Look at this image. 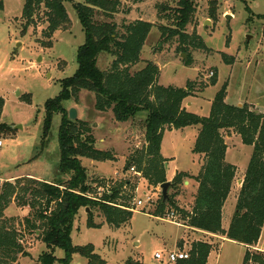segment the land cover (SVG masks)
I'll use <instances>...</instances> for the list:
<instances>
[{"label": "rangeland", "instance_id": "rangeland-1", "mask_svg": "<svg viewBox=\"0 0 264 264\" xmlns=\"http://www.w3.org/2000/svg\"><path fill=\"white\" fill-rule=\"evenodd\" d=\"M119 1L121 6L113 22L121 26L144 21L154 26L144 45L141 61L131 73L152 62L160 71L156 86L186 88L189 81L193 82L195 91L183 107L191 103L187 107L189 111L201 117L210 115L214 99L225 85L226 103L234 106L247 104L253 111L264 114V0H198L196 15L186 31L190 39L188 45L183 46L187 51L181 48L178 39L162 38L159 30L160 27L171 26L165 17L173 15L177 0ZM3 2L4 9L0 12V97L4 99L1 122L7 124L12 132L0 135L3 142L0 177L24 178L31 175L46 182L66 181L71 173L61 174L59 169L62 115H54L51 128L45 135V105L60 95L61 82L72 77L78 69V50L85 44L86 35L74 4L82 0L65 4L71 21L70 29L58 31L50 39L45 35L48 23L44 8L36 12L33 26L23 33L27 25V20L22 17L26 0ZM165 6L171 9L163 12ZM247 7L251 12L246 10ZM98 20L102 21L101 18ZM47 44L50 47H45ZM183 55H186L185 59ZM112 61V56L102 54L98 68L106 71ZM188 61L189 66L186 65ZM215 74L218 75L217 84L210 86ZM96 103L95 94L88 91H82L64 103L68 114L70 109H75L76 120L89 126L95 148L112 156L111 160L103 161L82 159V166L88 170L91 182L96 183L93 182L95 186L91 196L99 199L118 183L130 181L131 186L123 190L119 203L130 207L133 216L129 224L116 228L105 221L98 209H94V222L99 227L93 228L88 224L91 211L87 213V209H81L73 225L72 244L92 245L105 264H171L166 261L167 252L176 249L175 244L181 238L189 239L186 237L188 231L171 222L167 215L174 211L178 217L176 222L186 223L169 205H166L164 216L155 217L154 212L162 196L160 186L151 187L143 176L125 170L127 162L147 146V112L120 123L112 110L98 111ZM199 129L192 126L165 132L163 154L169 158L166 168L168 181H172L176 171L191 172L195 176L200 172L203 157L193 152ZM224 136L228 145L227 162L238 167L239 175L245 174L253 147L245 145L233 132ZM43 140L47 144L44 150L41 149ZM237 178L241 177H236L233 184L236 198L242 187ZM185 182L180 185L177 195L172 189L168 194L176 196L174 202L177 207L191 212L194 181L186 179ZM234 197L230 198L226 209L225 225L231 210L233 215L236 211ZM140 200L146 204V210L137 206ZM4 214L8 219H16L19 227V223L34 212L14 202ZM22 242L29 256L20 257L18 264H36L39 256L48 251L36 236L26 235ZM219 246L220 243L213 245L215 250H219ZM189 250L183 248V251ZM157 253L164 255L163 262L155 259ZM54 255L57 258L55 264H60L59 260L65 258L66 252L56 248ZM221 257L220 264H242L243 248L228 245ZM71 264H88V259L74 254Z\"/></svg>", "mask_w": 264, "mask_h": 264}, {"label": "trees", "instance_id": "trees-1", "mask_svg": "<svg viewBox=\"0 0 264 264\" xmlns=\"http://www.w3.org/2000/svg\"><path fill=\"white\" fill-rule=\"evenodd\" d=\"M69 2L73 0H26L22 17L27 20V25L23 33L33 26L36 12L43 8L48 23L46 37L50 39L58 31L69 30L71 21L65 6ZM197 2L177 0L173 15L165 17L171 26L159 28L162 38L178 39L184 51L188 50L183 45H188L190 39L186 31L196 15ZM120 6L119 0H82L74 4L86 42L78 50L76 73L61 82L60 95L45 105V135L51 128L54 115H62L59 169L61 174L71 173V177L57 182L31 177L13 182H2L0 179V264H18L20 257L29 256L22 242L26 235L36 236L48 249L39 256L36 264H55L56 248L66 252L65 258L59 260L60 264H71L74 254L87 258L88 264H105L92 245L72 244L71 233L80 210L91 211L88 224L93 228L99 227L94 222V209H98L112 227L120 228L132 219L130 207L119 203L123 190L131 186L130 181L118 183L99 199L91 196L96 183L91 182L88 170L82 166V159L103 161L111 160L112 156L95 148L91 129L84 121L69 119L64 103L82 91L95 94L96 109L101 112L112 110L120 123L129 122L138 114L147 112V146L127 162L125 170L129 172L134 168L151 187L157 188L168 181V160L161 153L165 132L198 126L200 129L193 152L203 157L201 170L197 176L179 172L171 181V189L176 195L186 179L198 184L192 211L177 207L175 195H169L166 201L161 196L154 216H164L166 205H169L179 212L185 225L190 228L245 246L254 247L259 242L264 227V114L253 111L247 104L234 106L226 103L225 85L215 97L210 115L201 117L183 107L184 102L193 96L196 87L193 82L189 81L186 88L156 86L160 71L152 62H147L144 69L131 73L132 68L141 61L144 45L154 26L144 21L119 26L113 19L119 13ZM3 9L4 2L0 0V12ZM170 9L165 6L163 12ZM246 10L251 12L249 7ZM100 18L102 21L98 20ZM102 54L113 57L106 71L98 68ZM186 65L189 66L190 62H186ZM217 81L218 75L215 74L210 86L216 85ZM3 107L4 99L0 97L2 136L12 132L7 124L1 122ZM231 132L240 136L245 145L252 146L253 153L237 197L236 211L229 228L225 230L223 210L238 171L237 166L226 159L228 145L224 135ZM45 148L47 144L43 140L41 149ZM14 202L34 212L31 217L21 221L19 227L16 226V219H8L4 214ZM212 250L213 246L208 242H194L189 250V259L176 264H207ZM243 264H264V255L247 250Z\"/></svg>", "mask_w": 264, "mask_h": 264}, {"label": "crops", "instance_id": "crops-1", "mask_svg": "<svg viewBox=\"0 0 264 264\" xmlns=\"http://www.w3.org/2000/svg\"><path fill=\"white\" fill-rule=\"evenodd\" d=\"M191 106V103H188L187 107H190ZM187 110L189 111V109L187 108ZM190 112V111H189ZM164 139V138H163ZM164 141V140H163ZM3 147V146H2ZM161 153L163 155V157L165 159H169L168 157H166L164 154H163V142H162V146H161ZM238 168V167H237ZM179 171H176V173H174L173 177H172V180L173 178L175 177V175L178 173ZM185 173H188L186 171H183ZM239 172V169L237 171V176L236 177H241V178H237V181H238V184H240V181H244V177H245V174H242V175H239L238 174ZM189 174L191 175H194L192 174L191 172H189ZM195 176V175H194ZM26 177H31V178H34V179H37V180H40V181H45L41 178H38V177H33L31 175H28ZM23 178V177H21ZM25 178V177H24ZM1 181L2 182H13L17 179H19L18 177H10L8 179H3L2 177H0ZM185 184H189V182H185ZM243 184V183H242ZM241 184V185H242ZM193 188V192H194V196L198 190V184L194 182V186L192 187ZM234 193V194H233ZM235 196V207H236V202H237V194L235 193V186L233 187V190L225 204V207H224V210H223V228L225 230H227L230 226V223H231V220H232V217H233V210H231L230 212V217L228 218L227 220V223L225 225V215H226V209H227V206H228V203L230 201V198ZM194 198V197H193ZM179 226H182L187 232L188 236V239L189 241L186 240V238H181L180 240L177 241V243L175 244L176 246V249H174L173 251H178V250H183L184 249H191L192 248V245L194 242H198V241H204V242H208L209 244H211L212 246L216 243H220V246H219V250H215V248L213 247V250L211 251L210 255H209V258H208V261H207V264H220V261H221V256L224 252V249L228 246V245H233V246H240V248H243V253H244V257H245V254L247 252V250H250L251 252H255V253H259V254H262L264 255V227H263V230H262V233H261V237L259 239V242L257 245H255L254 247L253 246H245L243 244H239V243H236L235 241H232V240H229L227 238H224V237H221L219 235H214V234H210V233H207V232H204V231H201V230H197V229H193V228H190L186 225H182V224H178ZM197 237V239H196ZM182 241L184 243H182ZM244 257H243V260H244ZM20 260V259H19ZM20 263V262H19ZM243 264V263H242Z\"/></svg>", "mask_w": 264, "mask_h": 264}, {"label": "built area", "instance_id": "built-area-1", "mask_svg": "<svg viewBox=\"0 0 264 264\" xmlns=\"http://www.w3.org/2000/svg\"><path fill=\"white\" fill-rule=\"evenodd\" d=\"M212 75H213V73H212ZM2 146H3V142H2V140H0V148ZM130 171L133 172L134 174H136L137 176H142L141 173H138L137 171H135L134 168L130 169ZM137 206L141 207L144 210H146V204L144 202H142L141 200L137 203ZM167 217H169L172 220L171 222H174L177 225L179 224V223L176 222L178 217H177V213H175L174 211L170 212L167 215ZM166 257H167L166 261L168 263L176 264L179 261H184V260L189 259V252H186V251H183V250L170 251V252H167ZM155 259L163 262L164 261V255H162L160 253H157L155 255Z\"/></svg>", "mask_w": 264, "mask_h": 264}, {"label": "water", "instance_id": "water-1", "mask_svg": "<svg viewBox=\"0 0 264 264\" xmlns=\"http://www.w3.org/2000/svg\"><path fill=\"white\" fill-rule=\"evenodd\" d=\"M228 18H231V16H227ZM210 22L207 21V24H209ZM251 37H248V40H250ZM183 58L185 59L186 58V55H183ZM241 106V105H239ZM69 119L72 120V121H75L77 119V111L75 109H70L69 111ZM167 164H166V168H167ZM243 183V181H240V185ZM171 186H172V183L171 181H167L165 182L164 184H162L160 186V189H161V192H162V197L164 198V200H168L169 198V194H168V191L171 189ZM89 209H87V213H89ZM39 233V232H38ZM37 233V234H38Z\"/></svg>", "mask_w": 264, "mask_h": 264}]
</instances>
